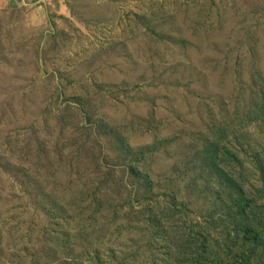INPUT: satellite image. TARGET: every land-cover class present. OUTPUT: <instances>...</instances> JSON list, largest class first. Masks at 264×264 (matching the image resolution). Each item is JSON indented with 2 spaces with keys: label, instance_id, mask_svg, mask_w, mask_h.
Returning a JSON list of instances; mask_svg holds the SVG:
<instances>
[{
  "label": "rangeland",
  "instance_id": "1",
  "mask_svg": "<svg viewBox=\"0 0 264 264\" xmlns=\"http://www.w3.org/2000/svg\"><path fill=\"white\" fill-rule=\"evenodd\" d=\"M0 264H264V0H0Z\"/></svg>",
  "mask_w": 264,
  "mask_h": 264
},
{
  "label": "crops",
  "instance_id": "2",
  "mask_svg": "<svg viewBox=\"0 0 264 264\" xmlns=\"http://www.w3.org/2000/svg\"><path fill=\"white\" fill-rule=\"evenodd\" d=\"M1 1L3 2L4 5H6L10 0H1Z\"/></svg>",
  "mask_w": 264,
  "mask_h": 264
}]
</instances>
